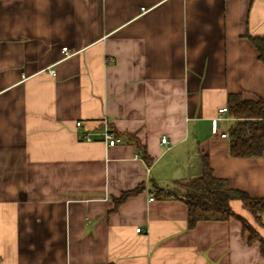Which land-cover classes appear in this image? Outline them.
Wrapping results in <instances>:
<instances>
[{
    "label": "crops",
    "instance_id": "0c3cea01",
    "mask_svg": "<svg viewBox=\"0 0 264 264\" xmlns=\"http://www.w3.org/2000/svg\"><path fill=\"white\" fill-rule=\"evenodd\" d=\"M253 38L264 0H0V264H264L239 220L190 228L183 200L157 196L207 156L264 199V155L232 157L237 119L219 113L264 99Z\"/></svg>",
    "mask_w": 264,
    "mask_h": 264
},
{
    "label": "trees",
    "instance_id": "16d2710c",
    "mask_svg": "<svg viewBox=\"0 0 264 264\" xmlns=\"http://www.w3.org/2000/svg\"><path fill=\"white\" fill-rule=\"evenodd\" d=\"M264 60V40L252 39ZM227 110L237 119V123L229 132L230 154L235 158H254L264 155V99H244L242 96H230ZM143 157L148 165L152 160L142 149ZM145 185L124 193L116 200L120 205L127 198L136 195ZM160 198H176L183 200L189 210L188 225L193 228L199 221L237 219L243 226V232H249V242H259L264 255V239L242 217L231 208L233 200H240L245 209L252 215L255 223L264 227V199H253L246 193L232 189L226 180L217 178L207 156L203 157V175L187 183L177 182L172 188H157Z\"/></svg>",
    "mask_w": 264,
    "mask_h": 264
},
{
    "label": "built area",
    "instance_id": "2783aa9c",
    "mask_svg": "<svg viewBox=\"0 0 264 264\" xmlns=\"http://www.w3.org/2000/svg\"><path fill=\"white\" fill-rule=\"evenodd\" d=\"M62 51L64 53V57H69V56L72 55V53L70 52V50L68 49V47H63ZM51 73L54 74L55 72L54 71H51ZM227 112H228L227 107L222 108V109L219 110V113L220 114H224V113H227ZM221 119H222V116L216 118L215 120H213V133L214 134H219V136L221 138H228V134L227 133H219V130L217 128V122L219 120H221ZM77 125L80 126L81 123L79 122V123H77ZM99 135H101L104 138V140L109 144V146H115V145H117L121 141L120 138L117 137L115 135V133L113 131L109 130V129L105 130L104 132H102ZM91 136H92L91 133H84L83 134V138L85 140H87V141H91L92 140ZM162 143H167L166 138H163L162 139ZM148 172H149V170H148ZM153 199L154 198H151V200H153ZM137 231H140V229H138Z\"/></svg>",
    "mask_w": 264,
    "mask_h": 264
},
{
    "label": "rangeland",
    "instance_id": "374dc122",
    "mask_svg": "<svg viewBox=\"0 0 264 264\" xmlns=\"http://www.w3.org/2000/svg\"><path fill=\"white\" fill-rule=\"evenodd\" d=\"M250 226H251L252 228H254L252 224H250ZM254 230H255V229H254ZM247 234L250 236V233H249V232H247Z\"/></svg>",
    "mask_w": 264,
    "mask_h": 264
}]
</instances>
